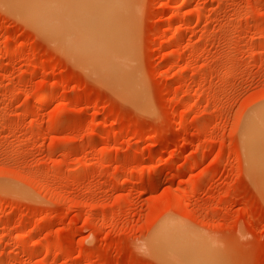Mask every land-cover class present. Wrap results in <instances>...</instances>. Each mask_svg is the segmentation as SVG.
<instances>
[{
	"label": "rangeland",
	"instance_id": "374dc122",
	"mask_svg": "<svg viewBox=\"0 0 264 264\" xmlns=\"http://www.w3.org/2000/svg\"><path fill=\"white\" fill-rule=\"evenodd\" d=\"M3 4L0 264H264V0H124L135 90Z\"/></svg>",
	"mask_w": 264,
	"mask_h": 264
},
{
	"label": "bare ground",
	"instance_id": "6f19581e",
	"mask_svg": "<svg viewBox=\"0 0 264 264\" xmlns=\"http://www.w3.org/2000/svg\"><path fill=\"white\" fill-rule=\"evenodd\" d=\"M1 1L4 3L3 5L15 11L16 14L18 13L20 17H24L23 19H27L29 23L34 24L39 30L56 38L62 43L73 44L70 48L72 51L71 53L76 54L77 57L80 56L85 58L97 71H101L107 74V76L109 75L120 85H125L126 88H133L135 90V85H133L134 83L132 82L134 81L131 76L132 74L128 71H124V67L126 66L122 67L121 64L116 61L117 59L124 60L125 52L128 51L126 50L127 44L125 45V28L129 29V26L124 27L122 24L123 22L121 24H116L118 21L115 23L113 22L116 21L114 19L119 16L116 14L120 12L121 4L124 0ZM117 20L119 19L117 18ZM65 44H63V46ZM124 50L126 51L124 52ZM116 54L119 56L118 58ZM130 91L132 92V90ZM252 114H254V112ZM262 114L263 117H260L261 115L259 114L261 119H258L254 125L252 121L251 126L249 125L250 123L248 124L250 127L247 129V132L244 133L246 134L244 141L246 142L247 140L251 143L250 149L253 152L259 150H257V144L264 140V110ZM251 116L253 115H250V117ZM251 120L254 121V119ZM247 145L246 143V147ZM259 152L261 151L259 150L258 153ZM250 153L253 154L254 157V154H257V152ZM257 158H260L259 154ZM261 160L263 159H260V161ZM171 229L167 228L164 230V236L169 240L164 249L170 250L169 253H174L173 255H176L175 257H178L177 259H180V261L185 264H210V259H208V249L210 247L207 249L204 245L191 244L185 237L176 235L178 231L174 233V229Z\"/></svg>",
	"mask_w": 264,
	"mask_h": 264
}]
</instances>
